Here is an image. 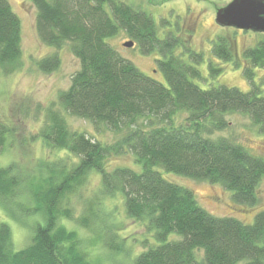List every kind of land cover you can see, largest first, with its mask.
Segmentation results:
<instances>
[{
    "label": "trees",
    "instance_id": "1",
    "mask_svg": "<svg viewBox=\"0 0 264 264\" xmlns=\"http://www.w3.org/2000/svg\"><path fill=\"white\" fill-rule=\"evenodd\" d=\"M29 1L36 8L41 42L56 51L69 47L81 67L71 86L60 92L59 108L53 104L46 109L38 133L45 147L57 154L55 159L40 161L32 171L15 161L0 167V203L10 216L39 217L30 244L20 250L13 246L11 226L0 223V264H101L83 250L79 232L64 223L74 220L71 196L93 172L101 176L103 198L122 199L127 216L154 239L155 244L143 242L144 250L134 255L132 264H264V210L251 224L218 217L199 205L191 189L164 177V172L174 173L219 184L232 192L237 204L258 205L264 158L230 138L211 136L229 126L225 117L233 113L249 116L264 130V90L254 81L255 69L264 67V40L244 53L250 91L225 85L202 89L195 80L203 78L197 67L203 54L185 46L194 64L184 61L175 51L191 40L171 32L160 38L153 17L140 8L121 0ZM121 30L143 54L160 53L157 62L168 87L108 43ZM232 40L217 38L214 55L235 62ZM22 53L21 20L9 0H0L1 71H17ZM60 64L56 52L41 59L38 67L52 73ZM214 66L209 63L213 78L223 71ZM68 115L123 136L113 144L95 140L72 131ZM11 133L0 123L1 153ZM132 153L141 172L108 168L111 156ZM97 219L91 208L76 223L94 231ZM104 231L109 252L131 256L121 227L106 223Z\"/></svg>",
    "mask_w": 264,
    "mask_h": 264
},
{
    "label": "rangeland",
    "instance_id": "2",
    "mask_svg": "<svg viewBox=\"0 0 264 264\" xmlns=\"http://www.w3.org/2000/svg\"><path fill=\"white\" fill-rule=\"evenodd\" d=\"M121 1L150 14L157 25L160 38H165L171 32L184 40H191L189 44L177 48L175 53L190 64L194 63L190 59V53L184 49L185 46H191L194 52L203 54L204 61L197 66L203 78L195 80L202 89L225 85L236 87L244 92L250 91V82L244 75V67L249 60L245 58L244 53L247 49L256 46L258 42L263 41L264 33L225 28L216 23L218 9L232 0ZM9 2L21 20L23 53L21 66L17 71L4 74L0 69V123L12 130L5 149L2 153L0 152V167L15 161L24 169L32 171L37 170L40 161L54 160L57 155L45 147L38 133L46 120V109L53 104L59 108L58 96L60 92L71 86L72 77L80 69L81 63L69 47L66 46L56 51L41 42L35 29L36 8L31 1L9 0ZM221 37L233 39V48L236 60L240 63L239 66L236 65V60L228 62L214 55L213 44L217 38ZM107 41L143 73L168 87L158 66L157 61L162 59L158 51L147 55L141 52L138 44L134 43L131 48L125 47L124 43L132 39L124 30ZM56 52L61 59L58 70L52 73L42 72L38 67V62ZM210 62L215 65L214 67L223 69L215 78L210 75ZM254 72L255 83L264 90V67L257 68ZM66 118L72 131L86 132L89 137L103 143L113 144L123 136V133L117 135L105 126H100L98 129L85 120L69 115ZM225 119L229 122V126L211 137L230 138L235 143L244 146L251 154L264 158V130L254 125L250 117L245 114H228ZM107 166L111 170L123 166L136 172L142 171V166L136 161L133 153L132 155H113L108 159ZM164 177L191 189L199 205L218 217L232 216L246 224H251L256 214L264 210V178L258 189V205L248 208L237 204L232 198V192L219 184L195 181L174 173L164 172ZM70 199L74 220H65L64 223L70 230L79 232L82 248L92 261L101 264H132L134 255L144 250L143 242L148 240L149 244H155L152 235L149 236L146 233L145 227L127 216L122 199L103 198L99 174L91 173L84 186ZM91 208L98 214V219L93 226L94 231L82 228L76 223V219ZM11 216L0 203V223L6 222L11 226L13 246L15 250H20L30 244L33 228L39 217L24 218L22 216L23 218L19 220ZM106 223L121 227L123 238H127L126 246L131 248V256L120 251H108L104 244Z\"/></svg>",
    "mask_w": 264,
    "mask_h": 264
},
{
    "label": "water",
    "instance_id": "3",
    "mask_svg": "<svg viewBox=\"0 0 264 264\" xmlns=\"http://www.w3.org/2000/svg\"><path fill=\"white\" fill-rule=\"evenodd\" d=\"M215 21L225 28L264 33V0H232L218 9ZM124 46L131 48L134 42Z\"/></svg>",
    "mask_w": 264,
    "mask_h": 264
}]
</instances>
